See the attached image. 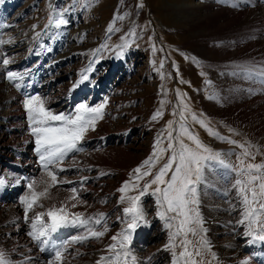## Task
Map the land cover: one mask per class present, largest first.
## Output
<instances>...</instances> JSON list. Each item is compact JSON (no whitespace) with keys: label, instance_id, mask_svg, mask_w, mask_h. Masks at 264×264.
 <instances>
[{"label":"rangeland","instance_id":"1","mask_svg":"<svg viewBox=\"0 0 264 264\" xmlns=\"http://www.w3.org/2000/svg\"><path fill=\"white\" fill-rule=\"evenodd\" d=\"M225 1L238 4L234 7L237 13L235 9H223L218 0H0V85L6 87L0 97L8 93L15 96L6 76L18 79L23 71L35 68V74L40 75L37 86L43 90L49 86L48 93L26 100L39 107L45 117H54L50 107L60 92L77 86L84 91L83 100L73 103H80L83 109L76 140L86 147L73 160L62 162L68 169L76 163L77 169L70 177L69 173L62 175L50 188L55 175L36 179L38 190L28 191L23 200L38 194V210L47 213L51 210L48 206L55 209L65 205L63 211L71 207L74 213L85 207L83 220L88 224L92 220L91 230L96 235L103 232L105 237L79 238L76 246L80 252H75L76 256L52 263L99 261L105 254L102 249L109 248L112 238H121L115 255H124L128 227L142 222L135 217L137 210L140 215L145 211V221L151 227L131 245L138 264H239L247 258L240 247L245 239L237 240L229 249L211 243L234 238L245 228L255 227L260 233L264 226V134L254 136L250 130L245 131L243 120L240 124L229 118L236 115L232 109L235 100L238 108L246 101L254 105L250 108L257 106L264 119V86L263 94L254 93L259 98L252 101L239 82L230 84L227 72L232 69L224 70L235 63L246 64V57L253 55L250 64L264 67V31L257 28L258 23L264 27V0ZM183 3L200 6L202 18L214 11L233 12L216 19L222 27L233 25L234 16L240 12L249 13L251 21L222 38L210 39L212 28L203 30L201 37L198 29L189 31L193 22L172 10ZM231 58H235L232 64L226 63ZM15 72L19 74L16 78L12 77ZM244 97L251 100H240ZM1 108L0 122L5 111ZM64 118L70 123V112ZM63 133L65 138L70 137V126ZM18 134L7 140L21 142V134L18 142L15 139ZM245 134L262 151L255 144L251 149ZM61 135L52 129L47 139ZM47 155L51 162L53 152ZM58 156H62V150ZM216 162H226L230 174H221L218 166L213 171ZM206 176L217 181V186L209 188ZM78 178V185H71V179ZM41 186L47 189L40 190ZM221 187L226 188L224 195L217 194ZM128 195L130 200L125 199ZM242 195L246 203H242ZM136 201L145 206L138 204L135 211L131 206ZM218 204L225 225L215 222V228L208 231L205 221L212 218L208 206ZM240 204L248 212L255 208L254 220L242 226ZM15 212V208L8 211L0 206V244L7 238V251L8 245L17 248L11 253L10 263L21 264V233L1 237V231L16 229L17 222L8 217ZM100 218L102 221L95 225ZM75 241L74 234L72 248ZM168 243L172 250H168ZM224 250H229L227 255L221 254ZM29 252L32 259L22 264H41L35 253Z\"/></svg>","mask_w":264,"mask_h":264},{"label":"bare ground","instance_id":"2","mask_svg":"<svg viewBox=\"0 0 264 264\" xmlns=\"http://www.w3.org/2000/svg\"><path fill=\"white\" fill-rule=\"evenodd\" d=\"M122 8L124 7V4L121 6ZM173 9V11H175V13H177L179 16H181V17H184L186 20L188 19L190 22H193L191 25H190V28H189V31L190 30H192V29H198L197 31V34L198 33H200L201 35V37H203L202 36V32H203V30L204 31H208V29L209 28H212V30L213 31H211V29H209L210 31H211V35H208L209 37H210V39L211 38H214V40H215V38H222L221 36H224L223 34H231L230 32H232L233 31V33L236 31V29H237V31L236 32H238V30H241V29H243L244 27H245V25L247 24V23H249L250 21H251V18H250V16L248 15V14H245V15H242V14H240V13H238L237 15H235L234 16V19H235V23L233 24V25H229V26H227V27H222L220 24H218L217 22H216V19H220L221 17H228V16H230L229 14H231V15H234V13H237V12H235L234 11V13L232 14V13H228V12H225V11H220V12H216V11H214V12H211V13H209V15L210 16H205V17H203L202 18V16H200V11H201V7L200 6H198V5H190V4H178L177 6H174V7H172ZM213 11V10H212ZM246 15H248V16H246ZM197 17V18H196ZM194 18H196V19H194ZM231 18V17H230ZM194 19V20H193ZM250 20V21H249ZM216 22V23H215ZM242 23V24H241ZM210 25V26H209ZM208 27V28H207ZM235 30V31H234ZM193 31V30H192ZM191 35H192V33H191ZM193 36L195 37L196 36V33H193ZM198 37V36H197ZM201 37H198V38H200V41H201ZM206 38H207V36H205ZM196 38V37H195ZM193 40H195V39H193ZM192 40V41H193ZM197 42V41H196ZM48 54H49V52H48ZM46 69V68H45ZM38 71V70H37ZM37 73V72H36ZM21 76V75H20ZM2 84V83H1ZM5 85H0V91L1 90H5V88L6 87H4ZM40 87V86H39ZM53 87V86H52ZM8 88V87H7ZM45 89V88H44ZM6 90H8V89H6ZM53 92V91H52ZM50 93V92H49ZM1 94V93H0ZM47 95V94H46ZM1 96V95H0ZM11 96V93H8V95L6 96H2V97H0L1 99H0V106H2V108H1V112L3 111V109L4 108H7V107H10L9 106V104H10V100H13V97L14 96H12V97H10ZM253 96V98H252V101H254L255 99H257V98H259V96H255V94H253L252 95ZM240 100H248L247 99V97L245 98H241ZM251 99H249L248 101H250ZM4 101V102H3ZM235 106H232V109H234L235 110V112H236V115H232V116H229V118H231V119H234V120H236L238 123H240V124H243L242 122H244L245 124H247V125H245L246 127V129H245V131H249L250 130V132L252 133H254L255 135L254 136H259V135H262V134H264V119L261 117V114L262 113H260V111H258L259 110V108L257 107H255L254 109L251 107L250 108V106L251 105H253L252 103H251V105H250V103L249 102H247L246 101V104H243V105H241V107L239 106V108H238V106H236V104H235V100H233V102H232ZM223 106V105H222ZM234 107V108H233ZM253 107H254V105H253ZM231 108V107H230ZM227 109V108H226ZM225 109V110H226ZM260 109H261V107H260ZM262 110V109H261ZM233 111V110H232ZM254 111H256V112H258V113H253ZM225 112H227V111H225ZM224 112V113H225ZM230 112H231V110H230ZM223 113V112H222ZM229 113V112H228ZM224 115V114H223ZM2 117H4L3 116V114L1 115ZM241 120H243L242 122H241ZM2 124V122H0V125ZM239 124V125H240ZM234 125V124H233ZM243 129V128H242ZM23 136V134L21 133V132H19V134H18V136H17V138H15L16 139V141L18 142V138L21 136V135ZM76 136V135H75ZM263 136V135H262ZM11 137H15V136H11ZM24 137V136H23ZM11 138H9V140H10ZM4 137H3V135L2 134H0V147L4 144ZM9 142H12V143H14L13 141H9ZM107 160V159H106ZM107 162V161H106ZM109 162V161H108ZM217 163V162H216ZM215 163V164H216ZM109 166L111 165L110 163H107ZM114 164H112V166H113ZM155 165V164H154ZM211 165V164H210ZM120 166V165H119ZM124 166V165H123ZM216 166H218V170L221 172V174H226V175H229L230 173H229V168H228V165L226 164V163H224V162H222V163H217L216 164ZM116 167V166H115ZM125 167H128L127 165H125ZM217 168V167H216ZM132 170H133V172L134 171H136V167L134 166V168H132ZM207 177V176H206ZM207 179H208V181L206 182L207 183V185H208V187L209 188H213V186H217V181H215V183L213 182V181H211L210 180V177H207ZM236 180V179H235ZM236 183H237V180H236ZM226 191V188L225 187H221L218 191H217V194L218 193H222V195H224L223 193ZM205 195V194H204ZM220 195V194H219ZM57 199V198H56ZM125 199H127V200H130V195H128V196H126L125 197ZM58 200V199H57ZM134 201V200H133ZM132 201V202H133ZM216 201V200H215ZM212 202V201H211ZM77 203H79V204H81V201H77ZM134 204V203H133ZM139 203H138V201H136L135 202V204L133 205V206H131V208H133L135 211L137 210L136 209V205H138ZM213 204V203H212ZM223 204V203H222ZM72 205V204H71ZM71 205H69V206H71ZM241 205V206H240ZM239 206V208L241 209V211H243L244 213H243V218L240 220V226H242L243 224L245 225L246 224V222H247V219H248V217L251 215V213H249L248 211H246V209H245V205H242V204H240ZM64 206V208H65V205H63ZM63 206H61V208H63ZM67 208H69L68 206H66ZM73 207V206H72ZM209 207V209L210 210H212V211H210L211 212V216H212V218H208L207 219V221H205L206 222V225L208 226V231H210V230H212V228L214 229L215 227V225H213L215 222H218V223H220V226H222V225H225L224 223H222V216L221 215H224V214H222V211H220L221 209H220V205L218 204V205H209L208 206ZM71 208V207H70ZM69 208V209H70ZM247 208V207H246ZM64 210V209H63ZM65 210H68V209H65ZM237 210V209H236ZM79 211V210H78ZM67 212V211H66ZM221 212V213H220ZM107 213V212H106ZM136 213V212H135ZM245 213H247V214H245ZM229 214V213H228ZM105 215V212L103 211V213L100 215V216H102V218H103V216ZM227 215V214H226ZM135 217H138L139 219H140V221H142V224L140 225V226H138V227H130V229H131V235H130V239H129V244H128V246H130L129 248H131V245H133L134 243H135V240H136V238H138L139 237V235L140 234H142V233H145L147 230H148V228H149V225H147L146 224V221H145V214H141L140 215V213H139V210H137V214L135 215ZM227 217V216H226ZM226 217H225V219H226ZM228 220V219H227ZM162 221V220H161ZM229 221V220H228ZM224 222V221H223ZM87 223V222H86ZM140 223V222H139ZM167 223V222H166ZM165 223V224H166ZM249 223V222H248ZM228 224V223H227ZM242 224V225H241ZM137 225H138V223H137ZM205 225V226H206ZM229 225V224H228ZM166 226H167V224H166ZM232 228H234V227H232ZM245 228V227H244ZM240 229V228H239ZM224 230V229H223ZM223 230H222V232H223ZM232 230V229H231ZM170 231V230H169ZM225 231V230H224ZM241 231V230H240ZM262 230H260V233H262L261 232ZM116 237V236H115ZM121 237V236H120ZM101 238V237H100ZM133 239V240H132ZM217 239H218V237H217ZM239 239H241V240H243V239H245V241L243 240V242L240 244V247H241V249H242V251H244V250H250L251 252H253L254 253V255L255 256H259V254L260 253H263V257L262 258H258L257 260H255V259H253V258H245L243 261H241L239 264H264V250L261 248V243H264V237L262 238V237H260V235L259 234H257V231H252V230H249L248 228H245L244 229V231H242L241 233H238L234 238H233V236H231V237H229V239H226V240H224V239H218L219 240V242H218V240H217V242L215 241H213L211 244L214 246V247H220L221 245L222 246H225V248H223V249H229V248H231V247H233L235 244H237V240H239ZM222 241V242H221ZM167 248H168V250H172L173 248H171V247H173L172 246V244L171 243H168L167 245ZM250 246H254L253 247V249H251V247ZM213 248V247H212ZM241 249H239L237 252H240V250ZM77 250V249H76ZM104 252H105V254L104 255H106V256H108L109 254H110V248H108V249H102ZM229 251V250H228ZM227 250H224L223 252H221V254H223V255H227V252H228ZM80 252V251H79ZM126 252V251H125ZM131 252V254H133V252L132 251H130ZM18 253H20V255H19V257L20 256H23L22 255V253H23V251H18ZM29 255H31L32 254V252H29L28 253ZM125 254V253H124ZM74 255V253H69V256L70 257H72ZM240 255V254H239ZM1 256H2V254H1V249H0V258H1ZM239 257V256H238ZM133 258H135V257H133ZM223 259V258H222ZM239 259V258H238ZM242 259V258H241ZM113 260V259H112ZM60 261V260H59ZM62 261V260H61ZM81 261H83V260H76L75 261V263L76 264H103V263H106L108 260L105 258V257H101L100 258V260L99 261H95V262H93L92 263V261H88L87 263L85 262V263H81ZM111 261V260H110ZM109 261V262H110ZM221 261V260H220ZM1 262H3V264H5V260H3L2 259V261ZM108 262V263H109ZM40 263L41 264H47L45 261H40ZM70 263H72V261H70ZM74 263V264H75ZM35 264V263H34ZM55 264V263H54ZM112 264H134V260L132 259V258H130V257H128V256H125V257H122V258H118V259H114L113 261H112ZM176 264V263H175Z\"/></svg>","mask_w":264,"mask_h":264},{"label":"crops","instance_id":"3","mask_svg":"<svg viewBox=\"0 0 264 264\" xmlns=\"http://www.w3.org/2000/svg\"><path fill=\"white\" fill-rule=\"evenodd\" d=\"M218 1L220 3H223V9H230V10H234L235 9L234 11H236V8H234V7H237L238 4H236V5L234 4L233 5V3L231 1L228 2V1H225V0H218ZM257 28L262 30V31H264L263 24L258 23L257 24ZM245 48H243V49H245V50L248 49V47H245ZM249 49H251V48H249ZM240 53L242 55H244V51H241ZM247 53H248V51H247ZM248 54H250V53H248ZM192 56L194 57L195 55H192ZM194 58L199 63L201 68L204 69L203 66L200 64V62L197 60V58L196 57H194ZM234 59L235 58L228 59V60H226V63H231ZM254 59H255L254 55H253V58L250 57V59L248 57H246V59H245L246 61H244V59H238V60H243L244 62H246V64L245 63H242V64L235 63L230 68H225L224 69V70L232 69V70H229L227 72L228 76L230 77L229 78V81H231L230 84H237L236 82H239L242 85V87L245 88L246 91L244 93L247 94L248 96H252L254 93L258 94V95H262L263 94V91L260 88V77H261V72H262L264 67L262 66L261 68H258L257 66H253V64H250V63H252L254 61ZM236 61H234V62H236ZM201 62H202V60H201ZM222 62H223V60H222ZM222 62L220 64H222ZM237 62H242V61H237ZM227 66H229V65H227ZM242 66L244 68H240ZM218 68L221 69V67H218ZM208 76H210V75L206 74V77H208ZM228 76H226V78ZM218 77L222 78L220 75H218ZM219 86H221V85H219ZM211 88L212 87L210 86V89ZM219 90H221L220 87H218L217 92H219ZM211 93H213V92H211ZM245 136H246L247 139H249L251 141V144H252L251 145V149H252V146L254 147V144H255L256 145V149H258L259 152L262 151V149L259 147V145L257 144V142L254 139H250L248 134H245Z\"/></svg>","mask_w":264,"mask_h":264}]
</instances>
